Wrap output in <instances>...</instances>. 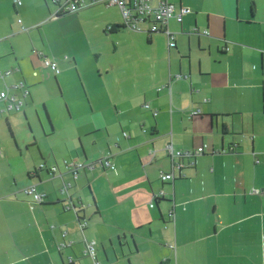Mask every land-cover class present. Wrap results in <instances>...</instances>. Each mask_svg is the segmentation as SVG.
<instances>
[{"label": "crops", "instance_id": "1", "mask_svg": "<svg viewBox=\"0 0 264 264\" xmlns=\"http://www.w3.org/2000/svg\"><path fill=\"white\" fill-rule=\"evenodd\" d=\"M171 1L190 11L180 22L169 19L176 41L169 49L162 31L121 26L115 5L74 12L81 25L92 21L88 40L96 60L82 68L87 117L68 124L82 154L75 147L69 155L68 139L63 162H49L41 150L38 157L22 154L0 127V264H71L68 254L90 264L83 238L96 241L103 264H264V0ZM53 9L52 0H0V71L10 70L0 89L20 79L29 88L19 110L0 115L10 129L29 110L25 103L42 97L37 83L50 76L36 50L56 61L55 79L69 69L62 60L68 56L49 41L48 49L44 40L40 47L32 30ZM22 23L31 30L25 43ZM193 26L208 33H190ZM99 32L109 45L91 40ZM59 34L60 51L74 52L79 63L69 33ZM194 108L201 112L190 115ZM87 131L88 145L80 140ZM168 142L174 152L203 151L171 160ZM98 157L102 166L76 178L63 173L72 185L69 196L60 192L50 166ZM172 169L174 178H161L160 171ZM31 183L45 193L43 201L24 192ZM78 214L85 216L82 229ZM63 239L72 244L58 249Z\"/></svg>", "mask_w": 264, "mask_h": 264}, {"label": "rangeland", "instance_id": "2", "mask_svg": "<svg viewBox=\"0 0 264 264\" xmlns=\"http://www.w3.org/2000/svg\"><path fill=\"white\" fill-rule=\"evenodd\" d=\"M74 15V12H69L60 17L59 20H56L54 25H50L49 23L53 21V19L48 20V14V16L40 22L41 24L39 23L40 26H38V28L35 27L32 29L36 35L37 44L40 47H43L42 42L45 41L46 48L48 49L49 41L51 45L57 48L55 53H63V55L65 54L68 56V58H63L62 60H66V62L69 63V69H67L62 76L59 74L56 80L53 74L54 71L48 68L50 76H47L44 82L37 83L41 87L42 97H38V99L34 101L29 100L25 103L26 106H29L30 111L27 109L25 114L22 111L17 121H13V125H11L12 133L9 131L6 122L5 124L0 123V127H3L7 131V136L13 148L18 152H22V154L34 153L35 156L38 157L40 155L39 150H41V154L48 158L49 162L55 159L59 162H63L61 154L64 153L67 155V151H65L67 139L68 147L71 149L70 151H72L69 155H75V147H77L79 153L82 152L81 144H79V137L72 134L73 131H70L68 124L74 125L77 123L76 120L78 118L81 119L83 117L81 120L84 121L87 117H84V115L86 114V110L89 109L88 97L86 98L88 95H86V86L83 82V78L85 80V74L83 77L82 68L86 67V71L89 70L88 66H93L96 60L91 51L92 48L89 47L88 40L90 37V30L93 27V25H91L92 21L88 20L81 25V21L74 20ZM22 24L25 29H21V32H24L21 38L23 43H25V37H28L27 33L31 30L29 29L30 26H27L26 23ZM42 29L46 32L43 36L45 38L41 36V33H44ZM124 29L125 28H123V30ZM61 31L69 33L68 38L70 44L73 42L75 44V53L77 54L79 62H76L77 65L73 59V55H75L74 52L67 54L62 50L60 51L62 46L60 40L54 42L55 37H59ZM105 32L109 33V31ZM87 33L89 34L87 35ZM30 35L32 37L34 36L32 34ZM91 40L97 42L96 44L99 47H103L107 44L109 45L108 38L100 32L95 34L94 38ZM88 135L89 132L87 131L83 132L80 137V140L83 142L85 141L86 145H88L86 139ZM34 139L37 144L32 143ZM40 159L42 160L41 157ZM86 190L88 191L87 187Z\"/></svg>", "mask_w": 264, "mask_h": 264}, {"label": "built area", "instance_id": "3", "mask_svg": "<svg viewBox=\"0 0 264 264\" xmlns=\"http://www.w3.org/2000/svg\"><path fill=\"white\" fill-rule=\"evenodd\" d=\"M55 4L57 3V7L54 12L49 16L53 17L55 12L58 9L68 10V11H77L88 4L94 3H104L106 5H115L118 7L121 13L122 21L121 24L123 27L134 30V31H162L166 34V45L168 49L175 45V35L169 29L168 23L171 17L175 18L178 22L182 20V16L184 13L190 11L188 6H176V4L171 0H52ZM15 3L20 4L21 0H14ZM20 20V19H19ZM149 20V25L146 29L141 26L142 22ZM106 27L108 29H112L115 27L114 24H107ZM22 29H25L22 26ZM202 33H208L206 29L200 30ZM39 56H41V63L44 66L49 67L51 70L58 72L57 63L55 60L50 57L43 55L41 51L37 52ZM17 69V66L14 67ZM10 70L0 71V77L8 74ZM176 76H180V74H176ZM17 90L18 93L11 90ZM29 94V88L26 82L22 79L13 83L12 86L5 85L0 89V115L8 113L10 111L19 110L24 104V99ZM200 108H194L190 111V115L200 113ZM165 149L172 157L174 154L178 156L186 155V156H197L203 151V146H198L195 150H177L172 151L171 144L168 142L165 144ZM97 161H64L66 172H68L73 178H75L78 174L79 169L83 167H93L95 163H99L103 165V160L101 158H96ZM193 161V160H192ZM256 161H259L256 158ZM264 161V157H263ZM175 163V162H173ZM105 164L111 166L109 160H105ZM49 173L55 174L57 173V167L52 165L49 167ZM160 176L162 179L174 178L173 169L170 171H160ZM72 185L70 180L62 179L59 190L63 194H67L69 196V188ZM24 192L32 195L33 201H42L44 199V192H40L36 190L35 184L31 183L23 188ZM254 191L257 189L253 188ZM69 205H66L68 207ZM74 206V204H73ZM78 224L81 229L84 227L86 220L85 216L77 215ZM72 244V239H63L58 242V249L65 248ZM83 254L87 255L90 259V264H103L101 260L98 259L96 253V241L94 239H85L83 238ZM68 263L71 264H79L74 262V258L72 255L68 254L66 256Z\"/></svg>", "mask_w": 264, "mask_h": 264}, {"label": "trees", "instance_id": "4", "mask_svg": "<svg viewBox=\"0 0 264 264\" xmlns=\"http://www.w3.org/2000/svg\"><path fill=\"white\" fill-rule=\"evenodd\" d=\"M53 2V1H52ZM53 4H54V9H53V11H51L50 12V15L54 12V10L56 9V7H57V3L55 4L54 2H53ZM78 11V10H77ZM77 11H68V10H62V9H58L56 12H55V14H54V16L53 17H50L48 20H50V19H55V18H57L59 15H62V14H66V13H69V12H77ZM49 15V16H50ZM121 26H122V24H120ZM37 52L38 51H41L42 52V54L43 55H46V54H44V52L41 50V49H37L36 50ZM38 54V53H37ZM47 56V55H46ZM40 57V59H41V56H39ZM44 66V65H43ZM16 67V66H15ZM18 67V66H17ZM7 126H8V123H7ZM8 129H9V131L10 132H12L11 131V129H10V127L8 126ZM32 143H34V144H37V142H36V140L34 139L33 141H32ZM66 160V159H65ZM64 160V161H65ZM72 160V159H71ZM73 160H76V159H73ZM78 161H87V159L86 160H78ZM91 161H97V160H91ZM96 165V163L94 164V166ZM43 166V163H40V165L38 166V168H41ZM102 166V165H101ZM85 168H87V167H83V168H81V169H79V171H78V174H77V176L76 177H78V175H79V173H80V171L81 170H83V169H85ZM60 170H62V171H67L66 170V168H65V162H64V169H60ZM58 171V170H57ZM75 177V178H76ZM44 198H45V195H44ZM44 200V199H43ZM42 200V201H43ZM83 251V250H82Z\"/></svg>", "mask_w": 264, "mask_h": 264}, {"label": "water", "instance_id": "5", "mask_svg": "<svg viewBox=\"0 0 264 264\" xmlns=\"http://www.w3.org/2000/svg\"><path fill=\"white\" fill-rule=\"evenodd\" d=\"M179 6H180V5H179ZM190 33L202 34V32H201L196 26H193V27H192V29L190 30ZM167 154H168V152H167ZM168 156H169L170 159L172 160V157L170 156V154H168ZM193 161H194V159H193ZM193 161H191V162L193 163ZM175 163H176V165L180 166V165H182L183 161H182V159H181V160H179L178 162H175ZM187 164H190V162L187 163ZM56 167H57V166H56ZM48 170H49V168H48ZM57 170H58L57 173H55V174H51V173H50V175H51L52 177L58 176V177L60 178V180L62 181V179H64V177H63V173H65L66 171H62V170H60L59 168H57Z\"/></svg>", "mask_w": 264, "mask_h": 264}]
</instances>
